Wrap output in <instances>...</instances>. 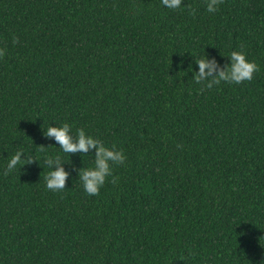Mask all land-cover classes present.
I'll return each instance as SVG.
<instances>
[{
    "label": "trees",
    "instance_id": "obj_1",
    "mask_svg": "<svg viewBox=\"0 0 264 264\" xmlns=\"http://www.w3.org/2000/svg\"><path fill=\"white\" fill-rule=\"evenodd\" d=\"M182 2L0 0V264H264V0ZM233 50L250 81L193 80ZM62 122L124 150L97 195L90 154L45 187ZM21 148L40 166L5 172Z\"/></svg>",
    "mask_w": 264,
    "mask_h": 264
},
{
    "label": "clouds",
    "instance_id": "obj_2",
    "mask_svg": "<svg viewBox=\"0 0 264 264\" xmlns=\"http://www.w3.org/2000/svg\"><path fill=\"white\" fill-rule=\"evenodd\" d=\"M220 0H207L206 10L215 13L218 9ZM160 4L167 9H177L184 4L182 0H160ZM4 51L0 49V56ZM227 57L228 62L221 65L215 57L207 54L199 56L193 60L196 69L191 67L192 78L198 84L211 89L214 85L218 86L222 82L239 84L243 81H250L253 74L259 71L258 65L249 60L242 50H233ZM45 139L55 141L53 145L61 152L68 154L67 160L62 159L59 153L55 155H45L42 163L49 169L44 177L45 187L52 191H59L65 188L66 181L69 180V172L65 170V164H71L70 155L77 153L91 155L94 157L92 164L87 167L76 168V178L79 179L81 186L88 195H97L104 186L106 180L112 177L113 165L124 164L126 155L123 149L116 145L106 146L102 139L95 137L83 128L73 131V125L69 122H62L59 125L49 124L46 130L42 131ZM48 145V146H49ZM42 148L47 147L41 145ZM37 160L29 155L24 149H18L10 158L7 159L5 172L19 171L25 166ZM38 163V162H37ZM40 166V164L38 163Z\"/></svg>",
    "mask_w": 264,
    "mask_h": 264
}]
</instances>
